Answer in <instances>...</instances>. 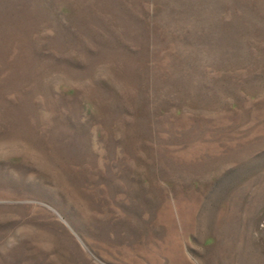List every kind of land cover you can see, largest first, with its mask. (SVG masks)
I'll return each instance as SVG.
<instances>
[{
	"label": "rangeland",
	"instance_id": "rangeland-1",
	"mask_svg": "<svg viewBox=\"0 0 264 264\" xmlns=\"http://www.w3.org/2000/svg\"><path fill=\"white\" fill-rule=\"evenodd\" d=\"M0 264H264V0H0Z\"/></svg>",
	"mask_w": 264,
	"mask_h": 264
}]
</instances>
